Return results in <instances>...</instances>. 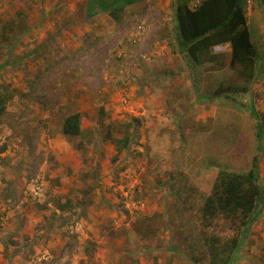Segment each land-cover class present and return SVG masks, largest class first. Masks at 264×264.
<instances>
[{"label": "rangeland", "instance_id": "rangeland-1", "mask_svg": "<svg viewBox=\"0 0 264 264\" xmlns=\"http://www.w3.org/2000/svg\"><path fill=\"white\" fill-rule=\"evenodd\" d=\"M123 4L119 23L109 8ZM170 4L0 0V92L14 94L0 118V264H211L191 257L165 160L176 152L183 170L206 175L203 160L239 154L249 118L264 123V0L244 1L262 71L243 93L218 92L243 83L230 45L195 64ZM76 112L72 137L63 123ZM128 122L119 155L107 136ZM229 264H264V205Z\"/></svg>", "mask_w": 264, "mask_h": 264}, {"label": "trees", "instance_id": "trees-1", "mask_svg": "<svg viewBox=\"0 0 264 264\" xmlns=\"http://www.w3.org/2000/svg\"><path fill=\"white\" fill-rule=\"evenodd\" d=\"M190 1L180 0L176 6L177 41L181 40L179 44L197 65L218 61L220 55L212 52L213 47L229 44L230 66L243 83L226 81L224 87L221 82L218 92H248L262 71V63L259 64V45L252 40L245 0H202L194 7ZM127 6H111L109 14L121 23ZM6 28L2 29L4 36ZM13 98L14 94L8 89L0 92V118ZM252 112L256 114L255 109ZM249 119L239 154L230 157L228 162L223 159L213 162V158L203 160L199 167L212 168L206 175V171L200 169L194 175L183 170L175 151L172 158L165 160L182 234L197 263L229 264L243 233L260 217L264 205L259 172L260 152L264 150V123ZM131 128L128 122L122 135L108 133L107 139L116 145L119 155L131 145ZM63 131L72 137L82 134L79 112L65 118ZM184 146L185 143L181 147ZM68 207H71L70 200L62 206L63 209Z\"/></svg>", "mask_w": 264, "mask_h": 264}, {"label": "crops", "instance_id": "crops-1", "mask_svg": "<svg viewBox=\"0 0 264 264\" xmlns=\"http://www.w3.org/2000/svg\"><path fill=\"white\" fill-rule=\"evenodd\" d=\"M167 1H169L171 4L170 5H172L173 7H175V6H177V2L179 3L180 2V0H167ZM194 5L195 6H197V4H195V2H194ZM192 6V5H191ZM193 7V6H192ZM152 9H154V10H156V11H160V13H163V11H164V9H161L160 8V6L159 7H155V6H153L152 8H151V10ZM150 11V10H149ZM149 11H147V12H149ZM254 11H255V9H254ZM251 12H252V10H251ZM255 13H257V11L256 12H252V15H254ZM165 14V13H164ZM258 14V13H257ZM160 27L161 28H164L165 30H167L168 31V33L171 35V32L174 30V29H172V26H171V22H170V20H164L163 22H161L160 23ZM174 28V27H173ZM262 31H263V28H262ZM170 35H168V38H169V36Z\"/></svg>", "mask_w": 264, "mask_h": 264}, {"label": "built area", "instance_id": "built-area-1", "mask_svg": "<svg viewBox=\"0 0 264 264\" xmlns=\"http://www.w3.org/2000/svg\"><path fill=\"white\" fill-rule=\"evenodd\" d=\"M197 1H198V4H199L202 0H197ZM198 4H197V5H198Z\"/></svg>", "mask_w": 264, "mask_h": 264}]
</instances>
